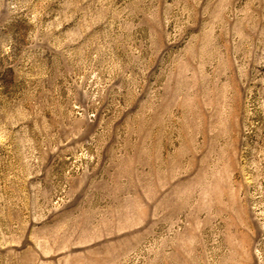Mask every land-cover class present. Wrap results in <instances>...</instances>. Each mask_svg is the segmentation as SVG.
<instances>
[{
  "label": "rangeland",
  "instance_id": "1",
  "mask_svg": "<svg viewBox=\"0 0 264 264\" xmlns=\"http://www.w3.org/2000/svg\"><path fill=\"white\" fill-rule=\"evenodd\" d=\"M0 264H264V0H0Z\"/></svg>",
  "mask_w": 264,
  "mask_h": 264
}]
</instances>
